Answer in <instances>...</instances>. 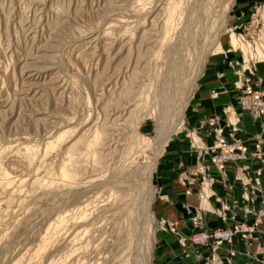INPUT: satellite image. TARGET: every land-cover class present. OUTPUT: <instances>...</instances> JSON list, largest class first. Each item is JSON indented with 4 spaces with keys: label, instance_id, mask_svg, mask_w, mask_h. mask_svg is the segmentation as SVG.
I'll use <instances>...</instances> for the list:
<instances>
[{
    "label": "rangeland",
    "instance_id": "374dc122",
    "mask_svg": "<svg viewBox=\"0 0 264 264\" xmlns=\"http://www.w3.org/2000/svg\"><path fill=\"white\" fill-rule=\"evenodd\" d=\"M258 64L264 0H0V264H155L171 142Z\"/></svg>",
    "mask_w": 264,
    "mask_h": 264
},
{
    "label": "crops",
    "instance_id": "0c3cea01",
    "mask_svg": "<svg viewBox=\"0 0 264 264\" xmlns=\"http://www.w3.org/2000/svg\"><path fill=\"white\" fill-rule=\"evenodd\" d=\"M256 68L253 77L259 81L254 87L264 91V64ZM240 93L232 90L226 95L227 103L206 106L208 102H203L194 110L190 134L205 144L197 147L205 154L200 157L187 135H182L171 142L173 152L159 166L158 217L176 221L177 226L175 232L165 228L157 233L155 264H264V116L255 117L240 108ZM221 140L244 146L249 157L216 169L208 146ZM197 161L209 175L203 184L201 175L184 180L180 176ZM236 222L256 223L252 245L247 246L236 233L230 243L217 248L216 263L209 260L210 248L191 242L195 232Z\"/></svg>",
    "mask_w": 264,
    "mask_h": 264
},
{
    "label": "built area",
    "instance_id": "2783aa9c",
    "mask_svg": "<svg viewBox=\"0 0 264 264\" xmlns=\"http://www.w3.org/2000/svg\"><path fill=\"white\" fill-rule=\"evenodd\" d=\"M237 104L241 108H245L255 117L264 116V92L258 89L254 90L251 87H246V89L239 94ZM248 157L247 150L244 146L220 141L215 148L211 163L216 169L218 168V170H220L228 163L237 164L240 161L246 160ZM206 177H209L207 172ZM204 179L206 178L204 177ZM255 231L256 223L236 222L227 228H209L195 232L190 239L193 244L210 248L211 257L209 260L211 263H216V250L220 245L230 243L232 236L239 233L245 240L246 245L251 246L255 238Z\"/></svg>",
    "mask_w": 264,
    "mask_h": 264
},
{
    "label": "bare ground",
    "instance_id": "6f19581e",
    "mask_svg": "<svg viewBox=\"0 0 264 264\" xmlns=\"http://www.w3.org/2000/svg\"><path fill=\"white\" fill-rule=\"evenodd\" d=\"M175 12V11H174ZM133 72V71H132ZM247 87H250V86H247ZM246 89V88H245ZM264 92V91H263ZM245 109V108H244ZM246 110V109H245ZM86 133V132H85ZM106 141V140H105ZM221 141H223V140H221ZM99 142V141H98ZM220 141H218L214 146H213V148L211 149L212 150V152L214 153L215 152V148L217 147V145H218V143H219ZM225 142V141H224ZM73 143V142H72ZM76 143V142H75ZM228 143V142H227ZM99 144V143H98ZM236 145H239V144H236ZM73 146V145H72ZM242 146V145H241ZM102 148V147H101ZM27 149V148H26ZM68 150V149H67ZM70 151V150H69ZM68 151V152H69ZM71 152V151H70ZM106 152V151H105ZM67 153V152H66ZM94 154V153H93ZM24 155H26V154H24ZM99 157V156H98ZM144 157V156H143ZM213 157V156H212ZM26 158V157H25ZM24 158V159H25ZM28 158V157H27ZM74 158V157H73ZM145 158V157H144ZM31 159V158H30ZM69 161V160H68ZM93 164V163H92ZM95 164V163H94ZM152 165V164H151ZM154 165V164H153ZM226 166V165H225ZM224 166V167H225ZM73 167V166H72ZM150 169V168H149ZM152 169H153V166L151 167V169L149 170L150 171V173H151V171H152ZM218 169V168H217ZM223 169V168H222ZM72 171V170H71ZM148 171V172H149ZM75 172V171H74ZM68 173H70V172H68ZM68 173H63V175H64V177H67V176H69V174ZM69 178V177H68ZM72 178V177H71ZM34 179V178H33ZM62 179H64V178H62ZM66 179V178H65ZM64 179V181L65 182H63L62 183V186H69V185H71V182L70 181H66ZM32 180V179H31ZM70 180H72V179H70ZM76 181V180H75ZM36 182V180H32V184H34ZM83 182V181H82ZM205 182H207V180H205ZM30 183V182H29ZM43 183V182H42ZM73 183V182H72ZM37 187H38V189H41V190H44V189H46L47 187H49V186H45V185H37ZM50 188V187H49Z\"/></svg>",
    "mask_w": 264,
    "mask_h": 264
}]
</instances>
